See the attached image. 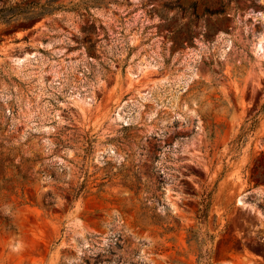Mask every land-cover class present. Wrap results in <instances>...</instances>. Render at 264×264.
<instances>
[{
    "label": "rangeland",
    "instance_id": "374dc122",
    "mask_svg": "<svg viewBox=\"0 0 264 264\" xmlns=\"http://www.w3.org/2000/svg\"><path fill=\"white\" fill-rule=\"evenodd\" d=\"M259 178L264 0H0V264H264Z\"/></svg>",
    "mask_w": 264,
    "mask_h": 264
},
{
    "label": "trees",
    "instance_id": "16d2710c",
    "mask_svg": "<svg viewBox=\"0 0 264 264\" xmlns=\"http://www.w3.org/2000/svg\"><path fill=\"white\" fill-rule=\"evenodd\" d=\"M259 180H262L264 182L263 178H259ZM208 195H206L205 197H203L202 201H201V207L199 209V217L200 216H204L206 214V209L208 207Z\"/></svg>",
    "mask_w": 264,
    "mask_h": 264
}]
</instances>
